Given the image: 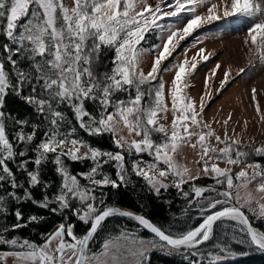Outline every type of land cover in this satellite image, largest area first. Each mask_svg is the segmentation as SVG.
Returning <instances> with one entry per match:
<instances>
[{
    "label": "snow or ice",
    "instance_id": "obj_1",
    "mask_svg": "<svg viewBox=\"0 0 264 264\" xmlns=\"http://www.w3.org/2000/svg\"><path fill=\"white\" fill-rule=\"evenodd\" d=\"M204 2L171 0L166 5L170 10L165 11L159 2L153 6L149 0H71L70 5L65 0H0V37L5 41L0 46L5 54L0 56V188L7 183L12 190L23 189L22 194L9 190L6 196L15 201L31 200L63 217L52 231L42 234L41 244L8 238L3 233L9 227L0 229V246L19 249L6 253L0 264H8L9 260L14 264H144L147 250L156 247L180 253L187 264H219L241 255L233 250L232 243L264 250V230H258L248 214L264 221V163L255 159L264 158V145L245 150L227 131L222 139L201 118L205 97H211L209 81L220 65L205 78L199 106L187 95L188 78L211 54L206 55L201 48L188 59L185 52L182 62L162 67L181 41L205 24L219 20L221 11L225 17L252 18L264 14V5L258 0H221L207 9V15H200L197 7ZM165 18H176V23L183 22L182 27L161 24ZM153 31L161 43L144 48L142 42ZM244 43L264 60V20L251 24ZM149 51L154 57L145 72L141 64ZM104 52L113 54L110 67L98 73L95 67ZM21 56L26 66L17 59ZM165 71L174 72L167 89L171 109L162 78ZM229 76V72L224 73L221 89ZM10 95L36 113V122L13 121L17 126L13 138L7 131L6 119L10 116L6 118L4 111ZM252 99L256 100L255 89ZM170 110L173 118L169 128L160 123V116ZM256 111L264 122L258 103ZM227 124L225 120V127ZM78 129L89 137L112 134L117 151L92 146L78 135ZM125 130L126 135L122 134ZM154 134L161 139H155ZM213 139L223 146H214ZM182 146L198 149L199 171L193 173L176 163L175 156ZM145 153L151 161L139 159ZM128 157L132 158L130 167ZM10 162L18 168L14 170ZM88 162L87 172L73 174L70 170V164ZM49 163L60 178L55 187L44 178ZM220 163L229 167H220ZM109 164L115 168V179L104 171ZM233 167L238 171L233 172ZM17 171L26 177L24 184L19 182ZM131 174L146 181L156 195L169 189L164 181L172 177V186L186 199L189 193L183 191V185L202 177L211 178L215 184H191L194 197L189 205L198 208L201 218L195 227L174 236L143 215L107 204L103 190L130 183ZM250 185L262 195L257 198L246 191L242 197L239 190H248ZM37 187L43 191L40 200H35L31 191ZM6 212L5 196L0 195V213ZM71 217L86 226L83 235H77ZM111 217L130 218L158 240L145 241L121 232L106 241L98 255L91 250L90 242ZM14 218L10 226L13 232L43 220L37 215L25 219L19 209L14 211ZM209 244L216 251L202 252L201 248Z\"/></svg>",
    "mask_w": 264,
    "mask_h": 264
},
{
    "label": "trees",
    "instance_id": "obj_2",
    "mask_svg": "<svg viewBox=\"0 0 264 264\" xmlns=\"http://www.w3.org/2000/svg\"><path fill=\"white\" fill-rule=\"evenodd\" d=\"M21 21L20 23H23ZM4 39L0 37V46L4 43ZM0 52V56H3ZM113 54L111 52H104L102 54V59L95 67V71L102 72L110 67V57ZM21 66H26V61L23 60V57H18ZM147 87V86H145ZM28 91V86L25 85V92ZM125 96L126 94H120ZM6 113L7 131L10 138L14 137V133L17 130V126L14 125L13 121L16 119H28L31 122H36V113L33 108L28 106L22 100L18 99L14 95H10L6 100V105L4 108ZM65 111L68 110L65 108ZM69 114V118H74ZM41 127V131L43 130ZM28 128H25V131H28ZM78 135L86 139L92 146L101 149L102 151H117L113 143L112 134L106 133L98 137H89L87 133H84L83 130L78 129ZM157 138L160 137L158 134H154ZM232 139V138H231ZM238 140V139H237ZM240 141V140H239ZM15 143V140L13 139ZM241 142V148L247 149L251 146H261L263 144L259 143H248L244 141ZM223 145H221L222 147ZM139 159L142 160H151L146 153L142 154ZM256 160L264 163V158L256 157ZM131 157L127 158V165L130 167ZM10 166L15 170L18 168V165L14 162H10ZM90 166L88 163H76L70 164V170L73 174H79L81 172H87ZM53 165L49 163L46 166L44 172V178L47 181H50L53 186H58L60 178L53 171ZM104 171L107 172L113 179H115V168L112 164L105 165ZM236 169H233L235 172ZM19 182L24 184L26 182V177L21 175L18 171L16 173ZM87 183L86 181H82ZM195 183L198 186H212L215 184V181L209 177H202L201 179L190 182L189 184L183 185V191L189 193V199L194 197V193L191 191V184ZM221 190L223 188L221 186ZM11 191H17L18 194H22L23 189L12 190L9 188L7 183L0 188V195L5 196L6 200V213H0V229H3L5 226L9 227V231L3 233L6 237L12 238L17 237L20 239H28L30 241L36 242L37 244L43 243V235L46 232L52 231L59 223L62 222L63 217L59 214L52 213L46 209H42L34 204L31 200L22 199L21 201H15L6 196V193ZM33 198L35 200H40L43 195L41 188L37 187L31 189ZM99 191V190H98ZM105 199L108 205L116 207H127L133 209L148 219H150L156 225L162 227L166 232L171 233L172 235H179L181 231L186 230L189 227H195L198 221L200 220V213L197 207L189 205V199H186L182 194L181 190L176 189L174 186L170 185L167 191L161 190L160 195H156L153 191L150 190L147 182L142 178L136 177L134 174L130 175V183L121 186L118 189H104ZM214 195V194H212ZM102 207V206H101ZM221 207V206H218ZM19 209L25 219L32 215H37L43 217L42 222L39 224H30L28 227L18 229L16 231H11V225L15 223L14 211ZM187 210V211H186ZM247 212V210L245 209ZM250 219L252 220L253 225L258 230H264V221H257L251 218V213H248ZM66 215L71 216L70 213ZM71 222L77 225L76 233L77 235H83L85 232V227L82 223L78 221L77 218L71 217ZM219 231V230H217ZM121 232L126 233L131 237H138L144 240H158L151 233L146 231L135 221L128 219L126 217H111L106 220L104 226L98 231L96 236L90 243V248L92 251L98 253L101 252L103 244L112 239L114 236L120 234ZM231 243V242H230ZM233 250L241 253L236 257H228L219 262V264H264V251L255 248L254 246L238 245L235 243L231 244ZM17 251L19 249H14L8 245L0 246V251ZM202 252H215L216 250L209 244L201 248ZM147 258L144 261V264H187V261L180 253H174L167 249H162L157 247L155 250L147 252ZM14 264V263H8Z\"/></svg>",
    "mask_w": 264,
    "mask_h": 264
},
{
    "label": "rangeland",
    "instance_id": "obj_3",
    "mask_svg": "<svg viewBox=\"0 0 264 264\" xmlns=\"http://www.w3.org/2000/svg\"><path fill=\"white\" fill-rule=\"evenodd\" d=\"M65 2L70 5L71 0H65ZM158 2L163 10H170L166 5L171 0H149V3L153 6ZM228 2L230 3V0ZM258 2L264 5V0H258ZM213 3L220 4L221 0H205L202 5L197 7V13L207 15V9ZM261 20H264V14H257L252 18L239 15L225 17L221 11L219 20L205 24L193 32L187 39L181 41L180 46L173 53V57H170L168 61H164L162 65V67H168L170 64L182 62L185 59V52L187 53V58L191 59L201 48L205 49L206 55L211 54L207 61L199 63L195 74L188 78L190 87L186 89V92L196 102L197 106H199L200 97L204 94L205 78L211 75L212 69L217 64L220 65V68L216 71V75L209 81L211 97H205V108L201 114V118L222 139L225 131H227L229 137L232 139L264 145V122L261 121L260 115L256 111L258 103L261 112L264 113V60L260 59L259 53L250 51L249 46L244 43L251 24ZM160 23H173L179 28L182 27L183 22L176 23V18H165ZM159 43H161V40L157 39V32L153 31L147 34V38L142 42V46L151 49L154 44ZM193 43L196 44L195 48L192 47ZM153 57L154 53L151 51L144 54L141 64L143 71L147 72L150 69ZM197 59L199 60V57ZM225 72H229L230 76L228 83L221 89L220 81L224 78ZM173 76L174 72L165 71L162 74V78L166 84V103L169 109H171V99L167 95V89L171 86ZM253 89H255V101L252 99ZM229 115H231L230 120ZM172 118L170 110L167 113L161 114L160 123L170 128ZM225 120H228L226 127L224 125ZM122 134L126 135V130ZM154 138L161 139V137L157 138L156 136ZM193 140H195V137ZM211 143L214 146L221 147V145H216L214 139ZM198 160V149L193 150L189 146H182L175 156V161L178 165L187 166L193 173L200 169V164L196 163ZM220 167L229 166L220 163ZM233 169L238 171L235 167ZM164 182L172 185V177H169ZM239 191L242 197L246 191H251L257 198L262 195L256 192L255 188L251 185L248 190L241 188ZM156 248H149L147 252ZM14 251H0V258L4 257L6 253ZM99 253L97 254L99 255ZM8 263L14 262L9 260Z\"/></svg>",
    "mask_w": 264,
    "mask_h": 264
},
{
    "label": "water",
    "instance_id": "obj_4",
    "mask_svg": "<svg viewBox=\"0 0 264 264\" xmlns=\"http://www.w3.org/2000/svg\"><path fill=\"white\" fill-rule=\"evenodd\" d=\"M116 207V206H115ZM119 208H121L122 210H128V211H132L133 213H136V214H140V215H142L141 213H139V212H137V211H135V210H133V209H130V208H127V207H119ZM144 216V215H143ZM127 218V217H126ZM147 218V217H146ZM128 219H130V218H128ZM132 220V219H131ZM150 220V219H149ZM134 221V220H133ZM151 221V220H150ZM136 222V221H135ZM152 222V221H151ZM137 223V222H136ZM141 226V225H140ZM142 227V226H141ZM146 230V229H145ZM147 231V230H146ZM150 233V232H149ZM152 234V233H151ZM153 235V234H152ZM154 236V235H153ZM91 243V242H90ZM262 251H264V250H262Z\"/></svg>",
    "mask_w": 264,
    "mask_h": 264
}]
</instances>
